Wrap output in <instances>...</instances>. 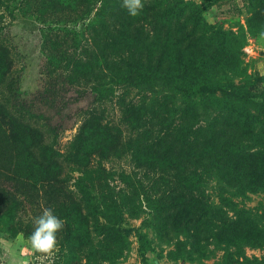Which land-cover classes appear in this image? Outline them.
<instances>
[{"label": "rangeland", "instance_id": "obj_1", "mask_svg": "<svg viewBox=\"0 0 264 264\" xmlns=\"http://www.w3.org/2000/svg\"><path fill=\"white\" fill-rule=\"evenodd\" d=\"M59 3L87 9L88 14L79 13L80 20L95 17V7H101L98 20L110 27L101 35L120 40L110 46L130 49L148 73L149 82L135 86L132 97L148 102L153 95L168 96L167 116L176 120L178 109L190 106L186 127L167 153L108 149L102 164L112 173L79 182L73 173L65 189L53 182V189L42 190L47 182L38 180V169L23 177L21 150L8 161L0 158V264H40L28 237L33 217L44 207L65 221L54 264H264V0H144L137 17L128 15L122 0H54L47 6ZM41 7L32 5L22 16L1 6L2 33L22 89L35 103L46 101L53 111L63 108L61 124L71 118L73 125L60 132L62 149L91 96L87 84L67 83L57 75L47 90L28 91L32 71L42 60L37 21L54 17ZM156 34L170 41L163 51L152 41ZM170 59H183L193 75L179 92L164 76ZM62 66L65 71L66 63ZM85 72L82 67L80 73ZM106 108L107 119L117 120L113 102ZM223 117L231 122L228 133L207 157L226 163V183L211 174L203 186L191 174L188 159L204 156L212 133L194 131ZM123 129L128 134V127ZM9 130L8 118L0 114V156L16 139ZM197 187L208 195L203 207L191 201L189 191ZM165 190L172 200L165 198Z\"/></svg>", "mask_w": 264, "mask_h": 264}, {"label": "trees", "instance_id": "obj_2", "mask_svg": "<svg viewBox=\"0 0 264 264\" xmlns=\"http://www.w3.org/2000/svg\"><path fill=\"white\" fill-rule=\"evenodd\" d=\"M49 1L54 0H0V114L8 118L9 131L13 137H16L6 144L4 154L0 158L8 161L18 150H21V165L24 172L22 176L29 178L32 169L40 170L38 174L42 179L38 180L47 182L41 185V189L50 191L54 187L53 182L59 183V188L65 189L66 182L75 178L73 173L78 174L76 178L78 182L84 179L96 181L104 174L112 173L102 164V160L107 159L105 154L108 149L113 148L116 151L136 149L139 152L153 151L152 149L155 148L167 153L178 145L175 142L176 136L181 138L180 133L187 122L185 111L190 106L184 110L178 109L176 120L168 117L171 111L167 108L168 96L153 95L148 102L141 97H132L135 86L149 82L148 73L141 66L144 64L137 60L133 53L131 55L128 52L130 49L127 47L125 48L128 50L113 49L110 46L113 41L120 42V40L110 34L101 35L110 30L107 22L98 20L101 7H95V17L80 20L79 13L85 10L88 14L87 9L70 8L63 3L47 6ZM32 5H42L41 12L49 8L54 17L49 22L37 21L41 38L38 57L42 60L40 62L36 60V64L39 62V65L35 71H32L33 81L29 83L28 91L35 89L31 93H41L47 90L51 76L57 75L67 83L87 84L86 90L91 96V100L82 104L80 109V125L62 149L57 145L60 132L73 125L70 123L71 118L65 117L61 124L63 108L53 111L52 108L47 107L46 101L37 104L31 100L28 92L22 89L21 78L13 69L12 50L9 49L2 33L1 6H4L11 15L25 16ZM168 40L156 34L152 41L159 44L163 51L167 42H170ZM63 62L66 63L65 71L61 69ZM162 63L163 60L159 66ZM167 64L169 65L164 72L165 79L174 84L176 90L173 92H179L182 84H189V79L193 75L186 68L183 59L178 63L170 59ZM82 67H86L87 72L80 73ZM78 74L81 76L76 81L75 76ZM27 76H30L29 73ZM115 86L119 88L118 93ZM136 95L139 94L136 93L134 96ZM108 102H113L116 107L117 120L107 119L108 115L105 112ZM230 125L228 118L223 117L222 120L216 118L214 122L211 121L194 131L197 133L199 129L200 132L209 129L212 133V138L204 148V156L199 160L188 159L189 167H193L191 174L203 186L206 185L211 174H214L221 183H226V163H220L207 156L215 154L214 143L218 138L226 137ZM123 126L128 127V134H124ZM16 145L19 147L14 148ZM119 174L127 176L125 170H121ZM43 177H46L45 180ZM193 190L189 191L191 201L197 207L201 205L203 207L209 201L208 195L203 196L199 187ZM164 194H166L165 198L171 199L169 192L166 191Z\"/></svg>", "mask_w": 264, "mask_h": 264}, {"label": "clouds", "instance_id": "obj_3", "mask_svg": "<svg viewBox=\"0 0 264 264\" xmlns=\"http://www.w3.org/2000/svg\"><path fill=\"white\" fill-rule=\"evenodd\" d=\"M144 0H122L121 7L129 16L137 17L144 9ZM264 36V33L261 34ZM33 231L28 237L31 249L37 254L40 264H54L59 252V234L65 228V221L57 216L51 207H44L41 213L33 217ZM9 254L15 256L12 248ZM13 264H16L13 261ZM19 264H31L30 261H20Z\"/></svg>", "mask_w": 264, "mask_h": 264}]
</instances>
